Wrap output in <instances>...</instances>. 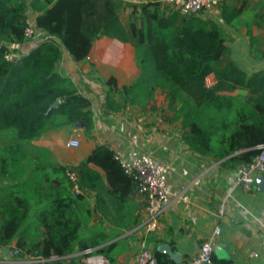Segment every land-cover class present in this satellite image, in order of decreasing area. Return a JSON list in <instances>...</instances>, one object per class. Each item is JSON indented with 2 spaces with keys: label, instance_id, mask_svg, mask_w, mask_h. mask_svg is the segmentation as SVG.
Wrapping results in <instances>:
<instances>
[{
  "label": "trees",
  "instance_id": "16d2710c",
  "mask_svg": "<svg viewBox=\"0 0 264 264\" xmlns=\"http://www.w3.org/2000/svg\"><path fill=\"white\" fill-rule=\"evenodd\" d=\"M216 1L224 24L236 31L246 27L250 57H264V42L250 29L264 32V0ZM126 6L130 10L123 18ZM28 7L37 12L33 35L42 33V40L18 53V45L29 39L24 35ZM201 12L183 14L161 0H0V139H5L0 142V245L14 240L20 258L47 259L93 247L107 258L97 247L99 237L82 234L92 211L87 191L100 179L91 165L104 171L118 203L126 191L136 192L135 179L105 144H95L73 166L38 163L31 156L35 151L27 147L41 136L71 130L77 122L90 134V99L56 64L64 53L76 61L84 59L102 35L131 43L139 68L129 84L118 86L112 76L102 80V114L126 105L152 107L155 92L167 90L165 106L188 130L184 141L190 149L232 165L247 164L258 154L255 146L264 144V69L247 72L231 59L226 42L232 37ZM8 51L18 58L7 60ZM209 74L215 80L207 85ZM234 90L247 94H220ZM55 100L58 104L50 107ZM238 148L246 149L236 153ZM70 172L76 175L78 193ZM37 225L43 228L39 240L30 238ZM154 256L156 264H175L158 251Z\"/></svg>",
  "mask_w": 264,
  "mask_h": 264
},
{
  "label": "crops",
  "instance_id": "0c3cea01",
  "mask_svg": "<svg viewBox=\"0 0 264 264\" xmlns=\"http://www.w3.org/2000/svg\"><path fill=\"white\" fill-rule=\"evenodd\" d=\"M121 1L125 3L146 0ZM129 10L127 6L123 8V18L128 15ZM36 13L28 7L30 22H33ZM201 16L216 21L222 30L229 33L233 40L226 42V45L229 47L231 59L240 67L247 72L264 69V57L253 59L249 55L246 27L236 31L227 26L220 19L216 8L201 12ZM250 29L253 35H259L264 42L262 30L255 26ZM41 40L42 33L37 31L18 45V53L28 52ZM91 66L95 71L90 74ZM256 66L258 68H254ZM56 70L68 76L75 84H83L85 81L95 85L99 84L98 80H107L112 76L118 86L129 84L139 73L134 46L104 35L93 41L84 59L76 61L64 53L56 64ZM166 94L167 90H157L152 107L126 105L118 112L107 115L102 114L99 109L96 114L93 113V128L85 136L86 140L78 148L66 145V148H77L69 155H55L52 158L47 143L40 145V148L35 147L36 152L31 156L38 163L73 166L95 144H105L114 151H120L126 159L139 153H147L167 165V178L172 189L182 191L188 196V201L170 204L160 217L158 228L154 232H146L142 227L143 198L128 190L124 193L125 200L122 203L116 202L109 192L112 187L106 181L104 171L91 165L100 179L95 189L87 191V201L92 211L82 234L99 237L97 247L104 249L111 264H136V255L142 246L153 253L158 251L164 254L175 264L184 263L196 253L200 241L211 235L216 226L220 231L212 234L215 260H226L229 264H264V233L257 221L264 217L261 176L256 174L251 189L243 191L233 184L237 176V165L222 164L221 160L190 149L184 141L188 130L182 127L180 118L166 108ZM220 94L244 98L247 93L234 90ZM178 97L183 98L184 94L180 92ZM160 117L163 119L161 122ZM229 123L231 129L233 123ZM30 143L31 141L27 143V147L34 151L29 147ZM245 149L238 148L236 153ZM228 191L233 198L226 197ZM220 206L223 209L221 214L218 213ZM42 232V226L37 225L35 235L30 238L39 240ZM162 244L179 255L178 262L159 249ZM90 249L85 254L83 250L77 249L62 256L51 254L45 264H87V256L97 253L94 251L95 247ZM28 257L17 256L14 240L9 245H0V263L36 264L28 262ZM52 259L54 260L50 261Z\"/></svg>",
  "mask_w": 264,
  "mask_h": 264
},
{
  "label": "built area",
  "instance_id": "2783aa9c",
  "mask_svg": "<svg viewBox=\"0 0 264 264\" xmlns=\"http://www.w3.org/2000/svg\"><path fill=\"white\" fill-rule=\"evenodd\" d=\"M168 4L171 8L178 10L180 13H194L214 9L217 7L216 0H161ZM28 25L24 29L25 38H30L34 31L32 22L28 20ZM16 52H5L4 57L7 60L18 58ZM206 78L209 80L206 82ZM213 74L205 77V83L210 85L214 83ZM66 145L77 147L79 141L76 138L66 139ZM259 152L247 164H238L236 166L237 176L233 182L243 191L251 189L256 174L262 179L264 189V144L258 146ZM114 157L118 160L124 171L135 179L136 193L139 194L144 201L142 227L146 232H154L158 228L160 217L166 208L172 203H182L188 201V196L182 191L174 190L168 181V167L164 163L155 160L147 153H139L129 159H126L120 151H114ZM69 178L74 182L73 190L78 193L81 191L76 184V175L74 172L68 173ZM226 197L233 198L230 191L226 193ZM223 212L222 207L218 209V213ZM264 233V217L257 220ZM220 228L216 226L212 234H217ZM208 235L200 241L199 247L194 255L181 264H216L213 258V235ZM91 251L90 248L83 250L84 254ZM28 262L45 264L47 259L40 256H29ZM87 264H111L102 254L96 253L88 255ZM154 253L145 246H142L136 255V264H156Z\"/></svg>",
  "mask_w": 264,
  "mask_h": 264
},
{
  "label": "rangeland",
  "instance_id": "374dc122",
  "mask_svg": "<svg viewBox=\"0 0 264 264\" xmlns=\"http://www.w3.org/2000/svg\"><path fill=\"white\" fill-rule=\"evenodd\" d=\"M254 68H258V66ZM94 71H95V68L91 66L90 74L93 73ZM207 81L209 80L206 78V82ZM98 82L99 84H95V85L94 84L92 85L91 83H88L85 81L83 82V84L76 83L80 92L85 93V95L90 99L91 109L93 113L95 114L101 108V101L103 99V91H104V85L102 83V80H98ZM158 106H160V104H158ZM159 121L161 122L163 121V119L160 117ZM81 129H82L81 125H75V128L71 130H61L58 132H54L51 135H45V136L36 138L33 141H31L30 143L31 146L29 147H31L36 152L35 147L40 148V145L48 143L49 144L48 149L50 151L49 153H52V158L53 156L55 157V155L59 157L69 155L70 153H72V151H74L78 147L77 148H66L65 140L73 137L79 141V144L84 142L86 140V137H85L86 135L84 134L83 129L82 130ZM3 140L5 139L4 138L0 139V142Z\"/></svg>",
  "mask_w": 264,
  "mask_h": 264
},
{
  "label": "water",
  "instance_id": "95a60500",
  "mask_svg": "<svg viewBox=\"0 0 264 264\" xmlns=\"http://www.w3.org/2000/svg\"><path fill=\"white\" fill-rule=\"evenodd\" d=\"M58 104V100H55L51 105L50 107H54ZM75 125H80V122H77ZM262 181V179H261ZM263 185V183H262ZM163 253H166L168 256H170L172 259H174L176 262H178V254L177 253H174L170 250V248L165 245V244H162L159 248Z\"/></svg>",
  "mask_w": 264,
  "mask_h": 264
}]
</instances>
